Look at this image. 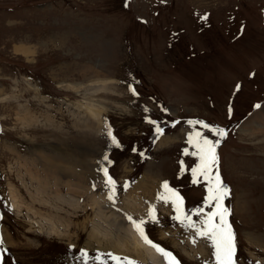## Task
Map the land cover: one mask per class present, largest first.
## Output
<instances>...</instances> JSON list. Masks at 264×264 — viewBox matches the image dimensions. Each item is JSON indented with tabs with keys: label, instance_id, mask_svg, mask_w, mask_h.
Instances as JSON below:
<instances>
[{
	"label": "rangeland",
	"instance_id": "1",
	"mask_svg": "<svg viewBox=\"0 0 264 264\" xmlns=\"http://www.w3.org/2000/svg\"><path fill=\"white\" fill-rule=\"evenodd\" d=\"M262 108L264 0H0L2 264H84L80 250L87 264H116L109 253L144 264L115 248L113 239L91 238L93 196L106 216L117 212L125 225H132L128 216L147 221L154 205L159 223L146 222L149 239L179 264H214L210 243L199 238L194 245L193 233L172 220L171 203L157 199L167 181L184 197L185 211L203 203L205 183L192 184L190 173L199 161L183 154L193 151L189 120L226 131L221 139L194 126L220 139L214 171L229 189L223 205L235 234V264H264V122L241 130ZM25 112L36 117L28 127L18 119ZM148 119L164 129L162 136ZM109 129L122 148L110 144ZM33 145L65 167L55 177L63 182L70 174L65 179L86 204L70 216L65 237L30 230L25 207L20 214L12 207L10 186L29 200L16 178V160L32 158ZM106 154L115 161L111 166ZM180 161L188 169L182 174ZM102 167L116 181L114 201ZM128 194L140 201L138 211L122 210Z\"/></svg>",
	"mask_w": 264,
	"mask_h": 264
},
{
	"label": "bare ground",
	"instance_id": "2",
	"mask_svg": "<svg viewBox=\"0 0 264 264\" xmlns=\"http://www.w3.org/2000/svg\"><path fill=\"white\" fill-rule=\"evenodd\" d=\"M16 51L20 54H29L31 52L28 48L19 47H16ZM104 87V85L101 87L97 86V88ZM23 109L26 111L25 108ZM18 119L21 121L22 125H26L25 127H28L31 123L36 121V117L30 116L27 112L24 113V116L18 115ZM258 119L264 122V108L258 113H253L249 119L244 121V123L241 124V130L244 129L245 125H254L258 123V121L254 123ZM261 125L260 122V124L256 126L260 128ZM29 140L31 141V139ZM41 147L38 145L32 146L29 150L30 155H33L32 158L19 155L20 157H18L17 160L15 159L18 168L16 169V178L27 193L29 200L25 202V199H23L18 189L13 186L9 188V196L12 207L16 213L20 214L21 207H25L30 230H35L42 235L61 238L66 236V229L71 223L70 216L78 209H85L86 204H84V206L80 205L79 200L76 195H74L75 186L72 185L70 180L65 179V177L70 176V174H64V181L58 182V178L55 177V174H57L59 168V172L61 173L65 170V167H59L54 162L53 156L45 154ZM12 148L14 147L12 146ZM26 177L28 178V182L25 181ZM51 179L53 181H51ZM61 182L67 189L65 194L60 191L59 186L61 184L59 183ZM140 186L141 185H139V188ZM98 201L93 196L91 202L88 203L91 208L97 205V211L94 213V217L90 219V222H92V228L90 230L91 238H109L110 241L113 239V246L115 248L122 249L126 253H132L135 258L144 264H166L163 256L150 245L145 244L130 223L125 225L119 221V215L114 211L109 216H106L101 210L102 204H99ZM120 206L123 211L131 213L138 211L141 207V203L137 201V197L128 194V199L123 204H120ZM68 209H70V211L72 210V212L68 211Z\"/></svg>",
	"mask_w": 264,
	"mask_h": 264
},
{
	"label": "snow or ice",
	"instance_id": "3",
	"mask_svg": "<svg viewBox=\"0 0 264 264\" xmlns=\"http://www.w3.org/2000/svg\"><path fill=\"white\" fill-rule=\"evenodd\" d=\"M239 87L240 86L237 85V90H239ZM129 90L133 93V95L137 94L135 88L130 86ZM255 107L259 108L260 105L257 104ZM145 111H147V109H145ZM147 122L154 125L157 137L164 134V129L160 127L157 121L148 119ZM175 123H179V121ZM175 123H173V127H175ZM187 123L193 126V131L187 136V143L192 147L193 151L189 152V150L185 148L183 154L185 156H194L199 161L195 167L190 169V173L192 184H200L202 180L205 183L206 195L203 199V203L200 207L194 208L190 212L185 211L184 197L178 190L170 187L167 181L163 182V192L158 194L157 199L162 200L166 204L171 203L176 213V215L172 217V220L177 221L186 231L193 233L191 242L194 245L197 243L199 238H202L210 243V246L213 249L212 256L215 258L214 264H235V234L231 224L227 220L229 209L223 205V200L228 195L229 189L223 183L219 171H214L218 166V155L216 149L220 143V139L212 140L203 132L195 130L194 126L200 125L203 129L217 137H220L221 139L224 138L227 133L224 129L209 125L203 121L189 120ZM107 135L110 138L111 145L118 149L123 147L117 137L113 135L111 129L108 130ZM132 150L136 151L135 148ZM103 160L107 162L109 166L115 163V161L110 159L107 154L103 157ZM180 165L181 174L188 170L183 161H180ZM99 170L103 172L105 177V187L109 189L108 199L110 201H114L116 181L111 175H109L108 167H102ZM205 208H208L209 211L206 212ZM193 216L199 217V221L193 220ZM147 217V221L144 218L134 220L131 216H128L127 219L132 223L133 228L139 234L143 242L150 245L161 256H163L166 264H179V261L170 251H167L159 244L154 243L151 239H149L145 232L144 226L146 222L159 223L154 205L149 208ZM2 243L3 241L0 239V244ZM0 251H3V249H0ZM108 256L112 261H115L116 264H124L125 261L126 264H134V262L129 260L127 257L121 258L111 253H109ZM79 259H82L84 264H87L89 259L87 252L80 250ZM2 260L3 257L0 256V264H2ZM95 260L100 261L101 255L98 254L95 257ZM102 264H104V262H102ZM205 264H207V262H205Z\"/></svg>",
	"mask_w": 264,
	"mask_h": 264
}]
</instances>
